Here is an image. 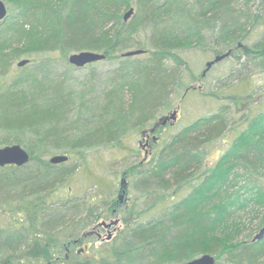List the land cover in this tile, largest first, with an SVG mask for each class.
I'll return each mask as SVG.
<instances>
[{"label":"trees","instance_id":"1","mask_svg":"<svg viewBox=\"0 0 264 264\" xmlns=\"http://www.w3.org/2000/svg\"><path fill=\"white\" fill-rule=\"evenodd\" d=\"M3 1L0 147L20 144L30 160L0 166V195H11L0 203V214L10 215L0 226V264H179L207 253L216 264H264V239H240L246 211L262 210L257 226H264V107L234 121L221 108L159 137L151 159L125 171L137 180L140 207L122 213L126 227L116 240L67 257L64 244L50 239L58 231L67 241L80 235L122 188L124 175L89 172L92 198L70 194L71 179L88 170L86 152L150 126L177 88L195 91L176 51L211 41L216 56L231 51L221 62L241 52L264 70V31L241 42L251 36L248 25L264 26L251 9L256 0ZM133 49L145 51L123 56ZM84 50L105 58L83 67H94L91 81L75 88L71 73L82 68L69 56ZM24 55L28 63L12 71ZM259 98L263 104L264 93ZM232 129L230 145L208 165L210 143ZM56 153L68 160L50 162ZM63 186L67 194L57 199Z\"/></svg>","mask_w":264,"mask_h":264},{"label":"rangeland","instance_id":"2","mask_svg":"<svg viewBox=\"0 0 264 264\" xmlns=\"http://www.w3.org/2000/svg\"><path fill=\"white\" fill-rule=\"evenodd\" d=\"M6 5L8 8L7 3ZM251 9L254 14L260 16V19L264 18V2L262 0H256L253 2L251 4ZM259 24H256L255 26L248 25L250 31L249 34L251 36L246 39L242 38V43L247 41L249 44H252L262 37L261 35L263 34L264 26ZM141 39H143V36H141ZM216 47L217 46L215 44L209 41L199 47L192 46L185 50H178L175 52V54L187 66V70L185 71L186 80L189 84H193L195 91L189 90L186 92V94H184V87L182 89H176L172 95L170 107L165 108V110L161 112L158 117L167 113L172 108H176L180 105L178 121L175 125L168 126L162 132L158 133L160 141H164L165 137L185 127L193 121L218 112L221 108H224L227 112H229L230 116H235V118L231 119L232 121L249 113H255L263 110L264 103L261 104L262 100L259 98V96L261 93H264V89L262 87L264 86V70H261L253 63L249 62L250 59L245 55H241V52L238 53L237 56H231L222 62L220 61L214 64L210 70H207V72L204 74L206 63L210 60H213L218 54L216 52ZM222 50L226 52L227 48H222ZM24 58L25 55L19 59H14L11 67L12 71H18L20 68L18 66V62ZM97 67H99L100 70V68L106 67V65L99 64ZM92 68L87 67L72 71L71 75H73L72 78L75 80L70 83L74 84L73 86L75 88L81 86L82 84L89 83L91 80H88L86 74L88 70ZM61 71H65V68H61ZM241 76L245 77L238 81L237 79ZM183 95L184 98L182 99ZM233 96H237V98L234 100ZM141 130L142 129L129 132V134L123 138V142L118 143L117 146L101 147L87 151L86 154L88 162L86 165L88 170L81 169L83 171L80 170L77 177H73V179H71L69 186L72 188V192L70 194L82 199L86 198L87 194L89 193V200L92 198L91 192L94 190V187L91 185L89 172L104 175L106 179H108V177H111V175H118L119 178V175H121L127 169H132L134 164L139 162L144 156V149L140 145V141L142 140ZM232 135L233 129L210 143L206 158L208 165L214 164L225 151V149L228 148L232 140ZM50 157L51 154L47 156L48 159ZM73 162L78 163V160L74 159ZM127 177L129 184L128 187H126L125 192L120 191V194L123 195V198H121L120 201H129V205L138 206L140 202H136L139 197V193L136 188L137 180L134 181V179L131 178V175ZM0 180H4V176L1 172ZM66 191L67 186H63L62 191L58 193L56 198H64L67 194ZM10 196L11 195L9 192H6L4 195H0V203L5 199L10 201ZM139 207L140 205L138 208ZM145 207L146 205L144 204L142 208ZM242 216L244 233L240 236V239L247 238L249 233L252 239L262 227H258L257 225L259 223V219L263 217V212L262 210H248L243 213ZM120 218L121 222L118 227L119 229L124 230L126 227L124 221L125 219H123L122 216H120ZM9 221V214H0V226H5ZM50 239L52 242L64 243L67 241V235L65 232L58 231L50 236ZM219 261L224 262V257H220Z\"/></svg>","mask_w":264,"mask_h":264},{"label":"water","instance_id":"3","mask_svg":"<svg viewBox=\"0 0 264 264\" xmlns=\"http://www.w3.org/2000/svg\"><path fill=\"white\" fill-rule=\"evenodd\" d=\"M134 13V7H131L125 14L124 19L128 20ZM8 16V8L6 3L3 0H0V20L5 19ZM143 49H134L129 50L123 53V56H131L136 54L143 53ZM231 51L223 53L221 55L216 56L213 60H210L206 63V69L204 74L209 70L215 63L221 61L222 59L229 56ZM105 58L103 53H99L96 51H88L84 50L81 52L73 53L69 56V62L75 65L78 68H83L86 65L97 62ZM28 59H22L18 62V66H23L28 63ZM179 115V106L169 111L167 114L160 116L150 127L144 128L141 131V135L145 138L148 143L150 138L154 140L157 139L156 132L159 128L164 127L168 123L174 125L178 120ZM143 143V139L140 141ZM149 156V151L146 150L143 161H145ZM30 160V153L20 144H12L0 147V166L5 165H16L22 166L28 163ZM68 160V155L66 154H56L50 158V162L56 164L61 163ZM126 180L122 179V187L123 192H125ZM120 198H123V195H120ZM112 223L118 224L119 220H114ZM264 239V227L261 228L258 233L254 236L253 241H260ZM179 264H216V259L213 255L207 253L203 254L197 258L192 260L182 262Z\"/></svg>","mask_w":264,"mask_h":264},{"label":"flooded vegetation","instance_id":"4","mask_svg":"<svg viewBox=\"0 0 264 264\" xmlns=\"http://www.w3.org/2000/svg\"><path fill=\"white\" fill-rule=\"evenodd\" d=\"M167 126H173V125L168 123L164 127L159 128L155 133L157 136L156 140L150 138L149 142L147 143L145 138H143V143L141 144L140 142L141 146L144 149V156L146 150L149 151L148 158L145 161H143L144 159L143 156L141 162H146L149 160L150 156L152 155L154 144L158 142L159 139L158 133H160L159 131L161 129H165ZM121 176L122 179L124 178L126 180L125 188L128 187L129 182H128L127 173L123 172ZM120 191L123 192V188L118 190L116 199H114L111 203L108 204V211L106 210V212H104L105 214H102V211L97 212L98 215L96 216V218L94 219L91 225H89L86 229H84L83 232L77 237H74L73 239H70L69 241L63 243L66 249L67 257L72 252V249L76 250L77 253H85L89 251L93 245L94 247H99L100 245H105L111 241L116 240L118 238V235L121 232H123V229H119L118 227L121 222L120 216H122V213L124 211H128V208L131 207V205L128 204L129 201L127 202L122 200L120 201L121 199ZM114 220H119V223L118 224L112 223ZM12 264H20V263L12 262Z\"/></svg>","mask_w":264,"mask_h":264}]
</instances>
